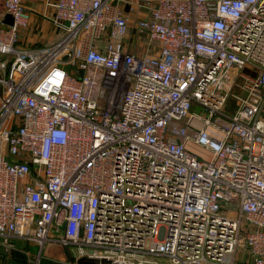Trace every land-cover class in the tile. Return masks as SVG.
I'll list each match as a JSON object with an SVG mask.
<instances>
[{
	"label": "built area",
	"instance_id": "1",
	"mask_svg": "<svg viewBox=\"0 0 264 264\" xmlns=\"http://www.w3.org/2000/svg\"><path fill=\"white\" fill-rule=\"evenodd\" d=\"M34 3L0 0V235L66 264H264V0ZM34 12L54 41H20Z\"/></svg>",
	"mask_w": 264,
	"mask_h": 264
},
{
	"label": "rangeland",
	"instance_id": "2",
	"mask_svg": "<svg viewBox=\"0 0 264 264\" xmlns=\"http://www.w3.org/2000/svg\"><path fill=\"white\" fill-rule=\"evenodd\" d=\"M27 4L32 5V0H25ZM41 1V0H37ZM40 23L39 28L43 27L41 24H44V32H48V38L43 42V38H40L38 42L39 45L47 44L54 41L61 32L60 28L55 27L51 22L40 16L39 18L35 17ZM34 26V22L32 23ZM31 26V27H32ZM28 30H31L28 29ZM43 32V31H42ZM30 33V31H29ZM23 33L20 35V41L26 39L27 34ZM29 35H33L30 33ZM240 92L239 87H235L233 92ZM232 98V97H230ZM193 109L201 112L203 115L205 111L198 104L193 105ZM184 122V119L181 121ZM227 206L235 207L236 204L230 202H224ZM0 264H66L67 254L65 248L60 245L54 244L48 248L40 247L39 244L32 238H25L18 235H0ZM236 264H254L247 254L244 251L237 252V263Z\"/></svg>",
	"mask_w": 264,
	"mask_h": 264
},
{
	"label": "crops",
	"instance_id": "3",
	"mask_svg": "<svg viewBox=\"0 0 264 264\" xmlns=\"http://www.w3.org/2000/svg\"><path fill=\"white\" fill-rule=\"evenodd\" d=\"M36 0H32L31 3L33 6L36 5V3H34ZM35 9L37 10H41L40 7L37 5L35 7ZM41 15H39L37 12H34L33 15H32V20L34 22V26L31 27V30H21L20 31V35H22L23 33H33V35H29L27 34L26 36V39L21 41L22 43H27V44H30V45H35V46H38V42L36 41H39L40 38H43V42L46 38H48V32L46 31V33L44 32V30L42 28H44V24H41L43 27L39 28L40 26V23H38V20L35 18H39ZM42 17V16H41ZM43 31V32H42ZM48 35V36H47ZM23 36V35H22ZM20 39V37H19Z\"/></svg>",
	"mask_w": 264,
	"mask_h": 264
},
{
	"label": "water",
	"instance_id": "4",
	"mask_svg": "<svg viewBox=\"0 0 264 264\" xmlns=\"http://www.w3.org/2000/svg\"><path fill=\"white\" fill-rule=\"evenodd\" d=\"M4 20L8 21V22H12V16L10 14H6ZM64 57H67V54H65ZM102 260L105 261L106 259H102ZM96 261H97V259H95V258H84V257L78 258V262H80L82 264H93Z\"/></svg>",
	"mask_w": 264,
	"mask_h": 264
},
{
	"label": "trees",
	"instance_id": "5",
	"mask_svg": "<svg viewBox=\"0 0 264 264\" xmlns=\"http://www.w3.org/2000/svg\"><path fill=\"white\" fill-rule=\"evenodd\" d=\"M226 107H227V110H228V111H232V110L234 109V107H235L234 99L229 98V99L227 100V105H226ZM0 255H1V254H0Z\"/></svg>",
	"mask_w": 264,
	"mask_h": 264
}]
</instances>
